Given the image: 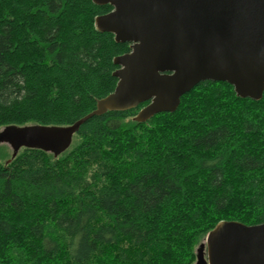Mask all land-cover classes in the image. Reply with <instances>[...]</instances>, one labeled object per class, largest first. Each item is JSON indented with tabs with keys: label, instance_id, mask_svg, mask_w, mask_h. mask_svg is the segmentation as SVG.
Returning a JSON list of instances; mask_svg holds the SVG:
<instances>
[{
	"label": "trees",
	"instance_id": "trees-1",
	"mask_svg": "<svg viewBox=\"0 0 264 264\" xmlns=\"http://www.w3.org/2000/svg\"><path fill=\"white\" fill-rule=\"evenodd\" d=\"M112 10L0 0V130L73 125L114 92L130 43L94 24ZM148 103L92 117L58 157L0 155V264H195L218 223L264 224V94L204 81L135 122Z\"/></svg>",
	"mask_w": 264,
	"mask_h": 264
},
{
	"label": "water",
	"instance_id": "water-1",
	"mask_svg": "<svg viewBox=\"0 0 264 264\" xmlns=\"http://www.w3.org/2000/svg\"><path fill=\"white\" fill-rule=\"evenodd\" d=\"M113 10L95 18L130 52L114 58L113 93L70 126H8L0 130L15 158L21 149L58 157L89 119L149 102L134 118L145 123L175 113L184 95L204 81L225 82L237 97L264 94V0H92ZM195 264H264V224L222 221L196 251Z\"/></svg>",
	"mask_w": 264,
	"mask_h": 264
},
{
	"label": "rangeland",
	"instance_id": "rangeland-1",
	"mask_svg": "<svg viewBox=\"0 0 264 264\" xmlns=\"http://www.w3.org/2000/svg\"><path fill=\"white\" fill-rule=\"evenodd\" d=\"M3 154H12V149H11V147L9 145H7V144H0V155H3ZM8 158L9 157H7V158L4 157V159H2V161L5 162V160H7ZM206 237L202 240V243H204L206 241Z\"/></svg>",
	"mask_w": 264,
	"mask_h": 264
}]
</instances>
